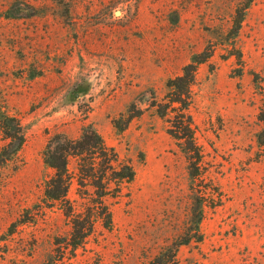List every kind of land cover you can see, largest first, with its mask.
Returning a JSON list of instances; mask_svg holds the SVG:
<instances>
[{
  "label": "rangeland",
  "instance_id": "rangeland-1",
  "mask_svg": "<svg viewBox=\"0 0 264 264\" xmlns=\"http://www.w3.org/2000/svg\"><path fill=\"white\" fill-rule=\"evenodd\" d=\"M207 52L192 178L151 105ZM0 111L26 135L23 162L0 169V264H264V0H0ZM88 126L136 178L108 201L112 229L98 224L73 253L71 225L43 204V152ZM69 199L80 203L76 183Z\"/></svg>",
  "mask_w": 264,
  "mask_h": 264
},
{
  "label": "trees",
  "instance_id": "trees-1",
  "mask_svg": "<svg viewBox=\"0 0 264 264\" xmlns=\"http://www.w3.org/2000/svg\"><path fill=\"white\" fill-rule=\"evenodd\" d=\"M252 1L249 0V3ZM244 14L245 12L237 10L234 21L236 33L244 20ZM211 57V52L195 56L183 68L181 75L168 80L165 97L159 103L154 101L151 105L158 116L167 119L168 134L177 141L179 149L187 158L192 178L200 177L197 166L204 156L191 114L193 87L197 82L199 67ZM238 59L240 60L239 56ZM141 114V111H128L127 116H123L124 125L114 120L113 126L117 133L122 134L129 123ZM0 134L6 141L0 148V169L19 161L22 163L20 159L26 135L20 119L0 111ZM43 160L45 166L52 171L44 182L43 204L48 209L57 208L63 212L71 225L66 246L74 253L84 247L95 234L98 224L112 229L113 213L108 201L121 196L123 190L134 182L136 171L131 163L122 159L114 148L105 143L102 135L92 126L86 127L77 139L63 134L51 138L43 152ZM74 183L77 185L80 203L69 199ZM220 204L221 201H212L211 208L215 209Z\"/></svg>",
  "mask_w": 264,
  "mask_h": 264
}]
</instances>
